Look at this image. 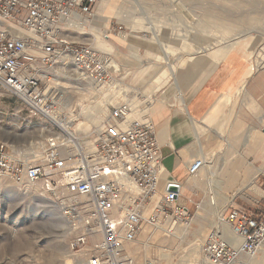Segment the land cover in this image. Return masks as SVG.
<instances>
[{
    "label": "rangeland",
    "instance_id": "obj_1",
    "mask_svg": "<svg viewBox=\"0 0 264 264\" xmlns=\"http://www.w3.org/2000/svg\"><path fill=\"white\" fill-rule=\"evenodd\" d=\"M101 1L94 4L92 16L82 15L89 21L83 29L77 24L63 22L64 38L77 45H91L101 56L114 60L120 71L110 68L107 84L97 87L69 61L46 69L47 88L56 91V109L63 113L64 121L70 124L80 141H84L83 145L94 146L98 137L96 128H102L113 106L126 102L120 97L122 87L116 80L128 88V98L134 99V111L147 110L149 102H145L143 84L134 78L138 69L136 54L145 66L155 56L147 54L145 45L135 53L128 41L126 44L118 41L120 34L153 40L152 47L158 59L169 60L172 70L175 63L194 55H197L196 61L204 58L200 54L204 52L225 58L237 50L248 54L250 65L264 59V0H103V12H111L115 1L120 7L119 15H108L110 41L115 46L113 52L100 50L93 42L91 26L97 27ZM193 63L180 69L179 74ZM113 96L120 98L107 106V100ZM144 121L145 114L138 117L136 123ZM61 132L47 116L35 115L20 99L0 86V141L7 143L15 156L24 161L38 160L46 139ZM212 160L216 175L228 185L224 187L226 192L240 186V170L246 165V159L216 157ZM199 178L205 198L192 209L189 221L174 223L173 234L145 223L137 241L128 245V251L140 264H211L206 260L203 244L214 231L210 220L222 215L219 211L215 215L212 209L204 207L209 196L203 171ZM212 186L211 182L210 191L215 195L217 190ZM237 196L241 199L243 195L238 193ZM215 199L218 200L217 195ZM66 202L74 203L71 199ZM259 205L258 209L248 207L257 212L262 210L260 215L264 216V197ZM230 208L228 205L224 217ZM151 212L150 207L146 214ZM63 214L60 201L45 192L41 183L18 185L0 177V264H81L72 256L73 230ZM198 225L202 227L200 231Z\"/></svg>",
    "mask_w": 264,
    "mask_h": 264
},
{
    "label": "built area",
    "instance_id": "obj_2",
    "mask_svg": "<svg viewBox=\"0 0 264 264\" xmlns=\"http://www.w3.org/2000/svg\"><path fill=\"white\" fill-rule=\"evenodd\" d=\"M96 2L0 0V86L35 115L56 109V91L46 85L47 67L69 61L89 79L107 82L110 61L91 45L74 44L63 34L64 18L74 13L92 16ZM251 66L254 72L264 69V59ZM131 112L129 102L113 106L93 148L73 133L53 134L36 161L20 159L0 141V177L18 185L41 183L60 201L73 230L76 262L140 264L128 245L137 241L145 223L170 233L174 223L191 219L189 207L179 203L178 182L169 181L162 191L165 168L154 124L146 120L126 127ZM203 165L196 161L189 173L198 174ZM225 220L244 239L242 252L254 254L264 244V216L257 211L231 207ZM240 249L220 231L203 244L211 264H237Z\"/></svg>",
    "mask_w": 264,
    "mask_h": 264
},
{
    "label": "crops",
    "instance_id": "obj_3",
    "mask_svg": "<svg viewBox=\"0 0 264 264\" xmlns=\"http://www.w3.org/2000/svg\"><path fill=\"white\" fill-rule=\"evenodd\" d=\"M102 4L103 0L99 4L101 15L96 20L97 27L91 26L94 31L93 42L100 50L113 52L115 46L110 41L108 15H119L120 7L115 1L111 12H103ZM63 22L77 24L81 29L89 23L87 18L76 13ZM118 39L122 44L128 41L135 53L140 46L145 45L147 54L155 56L145 66L144 61L136 54L138 69L134 78L143 84V96L145 102L149 103L147 110L140 112L134 111L132 107L130 117L137 120L145 114V120L155 126L165 168L162 191L169 181L178 182L181 186L179 203L192 211L205 198L202 179L199 178V173L203 171L209 196L204 207L212 209L215 215L219 211L223 217L228 205L253 210L249 205L258 209L264 197V69L252 71L248 54L237 51L225 58L208 52L200 53L204 58L196 61L197 55H194L175 63L172 70L169 60L158 59L157 51L152 47L153 40H143L127 34H120ZM109 60L112 71H120L119 65L114 60ZM163 61L165 64H162ZM190 62H194L193 66L179 74L180 69ZM116 81L119 87L124 88L120 89V97L134 105V99L128 98V88L121 81ZM157 91L159 93L156 95ZM120 97L108 99L107 106ZM100 124L101 122L98 125ZM216 157L247 160L240 170V186L232 188V192L224 190L228 185H224L225 181L216 175L212 160ZM200 160L204 163L203 167L198 174L191 175L190 166ZM210 181L217 190L215 195L210 191ZM238 193L243 195L241 199L238 198ZM216 195L218 200L215 199ZM260 212L263 211L259 210L258 213L261 214ZM222 217L218 218L216 215L213 221L210 220L211 226L237 247L240 241L232 233L231 226L226 222L222 223ZM201 228L198 225L199 231ZM262 254L260 251L257 258H262ZM263 262L264 260L260 263L256 261L255 264Z\"/></svg>",
    "mask_w": 264,
    "mask_h": 264
},
{
    "label": "bare ground",
    "instance_id": "obj_4",
    "mask_svg": "<svg viewBox=\"0 0 264 264\" xmlns=\"http://www.w3.org/2000/svg\"><path fill=\"white\" fill-rule=\"evenodd\" d=\"M69 18V17H68ZM68 18H64L63 19V21L65 20V19H68ZM21 34H25V32H20ZM234 52H237V50H235ZM233 52V53H234ZM110 61V60H109ZM109 67L111 68V65H109ZM171 68H173V65H171ZM112 70V69H111ZM81 74H82V76H84V74L81 72ZM85 77V76H84ZM86 78V77H85ZM87 79H89L88 77H87ZM89 80H91V81H93V83H95V85L97 86V87H104L106 84H107V82H104V83H98L97 81H95V80H92V79H89ZM111 81H115V80H111ZM84 110V109H83ZM82 113V111H80V113L79 114H81ZM43 115H45V116H47L54 124H56L57 126H59V128H61V130H62V132H64L65 134H67V133H73V134H75L74 133V131H72L71 129H70V127H69V123L68 122H65L64 121V117H63V113L61 112V111H59L58 109H54V110H52V111H46V112H44L43 113ZM131 115V114H130ZM130 115H129V117H128V120L126 121V123H125V126L126 127H129V126H132V125H134L135 123H136V121L137 120H132L131 119V117H130ZM101 128H99V129H97V131H99ZM81 140V139H80ZM82 142H84V141H82ZM88 146V145H87ZM94 146H95V141H94ZM93 145H91V146H89V148H93L94 147ZM28 184H31V183H28ZM27 185V184H26ZM132 188L134 189V190H137L134 186H132ZM158 197V196H157ZM155 198V201H154V203H157L158 202V200H159V198ZM56 208H57V206H55ZM148 211V210H147ZM64 215V214H63ZM64 219L66 218L65 217V215H64V217H63ZM222 219H223V221L224 222H226V220H225V217H224V215H223V217H222ZM66 221H67V218H66ZM58 222V221H57ZM66 223H68V221L66 222ZM227 223V222H226ZM69 224V223H68ZM232 228V227H231ZM156 229H160V230H162V231H165V232H168V231H166L165 229H162V228H156ZM232 230H233V228H232ZM231 230V231H232ZM214 232H217V231H213L212 233H214ZM169 233V232H168ZM211 233V234H212ZM233 234H235V237L236 238H238L239 239V241H240V244L237 246V248L238 249H240V246L242 245V243L244 242V239L241 237V236H239V235H237L236 233H235V231L233 230V232H232ZM169 234H173V232H170ZM264 244L259 248V250L256 252V253H254V254H249V253H244V252H242L241 251V249L239 250L240 251V253H239V256H238V259H237V264H255V262L256 261H259V263L260 262H262L263 260H264ZM262 252L263 254H262V258H255L254 256L255 255H257L259 252ZM129 252H130V250H129ZM131 253V252H130ZM133 254V253H132ZM246 255V256H245ZM206 259V258H205ZM208 262H209V260L208 259H206ZM78 263H81V264H85V262H83V261H78ZM210 263V262H209Z\"/></svg>",
    "mask_w": 264,
    "mask_h": 264
},
{
    "label": "water",
    "instance_id": "obj_5",
    "mask_svg": "<svg viewBox=\"0 0 264 264\" xmlns=\"http://www.w3.org/2000/svg\"><path fill=\"white\" fill-rule=\"evenodd\" d=\"M171 189H176L175 187H171Z\"/></svg>",
    "mask_w": 264,
    "mask_h": 264
}]
</instances>
